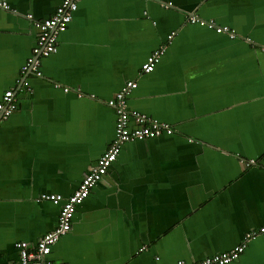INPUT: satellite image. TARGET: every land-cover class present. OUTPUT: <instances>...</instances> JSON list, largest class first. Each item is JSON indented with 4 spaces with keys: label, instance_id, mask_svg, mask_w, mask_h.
Masks as SVG:
<instances>
[{
    "label": "crops",
    "instance_id": "0c3cea01",
    "mask_svg": "<svg viewBox=\"0 0 264 264\" xmlns=\"http://www.w3.org/2000/svg\"><path fill=\"white\" fill-rule=\"evenodd\" d=\"M1 1L0 99L14 89L16 107L0 118V264H19L15 243L56 226L59 205L38 197H67L107 149L116 119L107 100L129 80V108L173 132L121 146L48 258L194 261L264 224V0H80L56 50L39 59L40 76L21 71L33 21L62 0ZM228 264H264V235Z\"/></svg>",
    "mask_w": 264,
    "mask_h": 264
},
{
    "label": "built area",
    "instance_id": "2783aa9c",
    "mask_svg": "<svg viewBox=\"0 0 264 264\" xmlns=\"http://www.w3.org/2000/svg\"><path fill=\"white\" fill-rule=\"evenodd\" d=\"M79 1L62 0L51 15L44 19L33 21L37 29V38L30 57H28L21 68L24 74L30 71L36 76L41 75L39 59L50 55L56 50V37L58 33L63 32L67 28ZM0 7L6 9L8 5L5 1L0 0ZM188 20L191 23H197L213 29L217 33L226 32L229 37H234V33L231 30L226 26L216 25L212 19H202L195 15H190ZM162 52L163 47L152 52L146 61L142 63L141 72H151ZM19 83L27 85L26 80L22 82L19 80ZM136 85L133 80L126 81L107 100V105L113 109L116 115L114 136L107 149L89 167L72 193L65 198L59 193H41L39 195V200H46L59 205L57 224L53 229L45 232L33 245H28L25 241L15 243L18 249L19 264H63L48 258L51 248L60 236L70 229L77 205L89 195L91 188L107 173L110 165L116 161L121 146L135 139L152 138L173 132L172 127L167 123L159 122L144 113L129 108L127 97ZM15 103L16 95L14 89L5 90L0 99V118L7 117L15 109ZM255 235H264V224L254 230L247 231L243 235L242 241L231 249L208 255L200 260L186 261L178 259L171 264H228L239 257L245 247V243Z\"/></svg>",
    "mask_w": 264,
    "mask_h": 264
}]
</instances>
